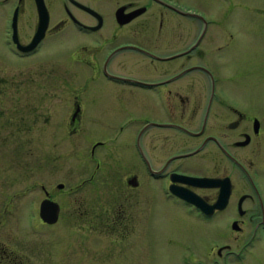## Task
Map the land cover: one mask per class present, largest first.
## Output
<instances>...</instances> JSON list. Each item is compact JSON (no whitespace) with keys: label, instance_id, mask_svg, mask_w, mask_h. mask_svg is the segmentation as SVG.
Segmentation results:
<instances>
[{"label":"flooded vegetation","instance_id":"obj_1","mask_svg":"<svg viewBox=\"0 0 264 264\" xmlns=\"http://www.w3.org/2000/svg\"><path fill=\"white\" fill-rule=\"evenodd\" d=\"M215 2L0 0V94L12 98L0 107V264H113L115 244L127 237L129 253L142 260L138 236L159 199L198 232L188 236L195 240L167 236V264H264V101L227 84L232 34L223 0ZM60 56L78 62L79 87L69 107L57 109L47 99L66 93L52 90L51 76L65 71L53 66ZM24 74L39 100L27 117L20 116ZM88 90L97 92L93 115ZM24 135L28 171L20 172L15 141ZM51 136L82 143L77 167L90 173L77 189L116 186L114 204L95 193L61 212L57 195L67 181L52 183L51 163L63 157L43 150L45 166L35 157V140ZM24 195L26 214L17 206ZM43 199L57 202L56 220L41 216ZM61 219L64 227L54 229Z\"/></svg>","mask_w":264,"mask_h":264},{"label":"rangeland","instance_id":"obj_2","mask_svg":"<svg viewBox=\"0 0 264 264\" xmlns=\"http://www.w3.org/2000/svg\"><path fill=\"white\" fill-rule=\"evenodd\" d=\"M215 1L216 0H195V4L201 3L209 7L216 4ZM223 4L226 7L228 13L227 26L232 34L227 38V69L229 71V74H231V77L227 79V84L239 85L247 90L257 91L258 96L255 99L264 101V0H223ZM55 48L56 46L53 45L51 49L52 53H55ZM53 60V66H55L56 68L62 69V67H65L64 73L61 72L60 75L56 74L57 76H51L52 79L55 78L56 80L55 82H53V84H55V86L52 88L53 93H55V91L58 89V85H61L62 87L61 94H63L65 90L66 93L64 95L63 101L55 97H49L50 99H47V101H50L53 107H58L57 109H59V106H61V102H63L65 105V103L68 101L66 103V107H69L70 101L74 99L78 91L77 88L79 87L77 74L78 72L76 71L78 62L71 60V58L69 57L63 58L62 56L58 57L57 59L54 58ZM62 73L64 75H62ZM19 83V100L20 106L23 107L20 109V116L27 117V107L29 106V104L31 105V101L34 97L35 100L38 99V97L36 94V90H34L33 92L29 90V85L31 84L29 75H20ZM88 95L89 111L91 115H93V95L97 97V92L95 90H88ZM11 99L12 98L10 92L8 94L4 93V96L0 94V107L2 103L10 102ZM251 100L252 98L249 97L250 105L252 104ZM53 107L51 108L54 109ZM60 117H62V115ZM62 122L65 123L64 121ZM95 127L96 126L93 125V127L90 128L88 132L95 133ZM47 131L54 132V125L48 124ZM39 132L41 133V131L37 127L36 133ZM23 137H20L18 141H15V144L18 145V149H20L19 153L22 158L18 170H20V172L23 170L27 172V161L29 159V140H27L26 135H24ZM46 138L47 139L41 138V140H35V157L37 158V164L39 163L38 160L40 159V164L44 166L46 165V163L43 160L42 156L43 150L55 151L56 149L61 154L59 155V157H63L62 160L53 161L51 163L53 164L51 167L54 172L52 173V183L56 184V179L54 178V176L58 177V180L62 179L67 181L62 191L57 195L58 200L62 202V213L75 212V198L79 196L93 198L95 197L96 193V197H99L98 199L100 201L104 202L108 200L113 204L115 203L112 197V193L116 192V186H113L114 188H111L112 185L103 184L102 186H99L98 189L94 188V191V189H91V187L95 186L96 184L88 183V188H85L84 190L80 189V191L77 189L79 185L77 184V182L80 181V178L88 176L90 172H80L77 167L80 163V146H82V143L81 145H79L75 136H51ZM2 154L3 153L0 151V155ZM38 167L39 166H37L36 168V173L40 171ZM25 174L27 175L28 173ZM24 183H26V179H24L23 181L20 180L21 185H23ZM38 188H36L35 192L37 199H39L38 197L41 194ZM4 191H7V188L4 187ZM27 195L19 196L17 200L18 209H23L24 214H26L25 205L27 204ZM155 205L156 206L152 208L153 210L151 212L152 215L148 224V230L145 227L138 236V245L144 247L142 260H140V254L138 252L135 253V251H132L131 253H129V247L132 243L130 241L133 237H131V239H128L127 237L121 245L118 243L115 244V262L113 264H167L169 259H167L166 257V252L168 251V249H170L167 248L168 246L166 244V238L168 235H176L182 237L186 236L185 239L190 238L192 240H195L188 236L191 235L195 237L198 235V232L193 230H189L188 232L175 220L176 215L174 214L181 212L178 208L170 207L167 204V201L162 199H159V201L156 202ZM161 215L165 218L163 222H161V220L159 219ZM63 219H65V217H63ZM63 219H61L58 225H55L53 228L59 229L61 227H64L65 222L63 221ZM69 223L70 222H67V224ZM133 235L134 234H132L131 236ZM162 250L165 253L163 257L161 254ZM175 264L179 263L176 262Z\"/></svg>","mask_w":264,"mask_h":264},{"label":"water","instance_id":"obj_3","mask_svg":"<svg viewBox=\"0 0 264 264\" xmlns=\"http://www.w3.org/2000/svg\"><path fill=\"white\" fill-rule=\"evenodd\" d=\"M136 13V12H135ZM41 31L36 36V39L38 40L42 35V28ZM32 44H34V41H32ZM57 213H58V204L55 201H52L50 199H43L40 204V214L43 217L45 221L52 222L57 219Z\"/></svg>","mask_w":264,"mask_h":264}]
</instances>
